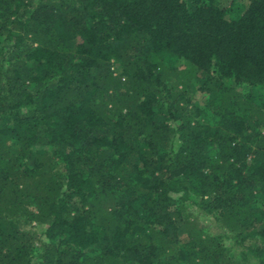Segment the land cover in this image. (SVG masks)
I'll use <instances>...</instances> for the list:
<instances>
[{
    "label": "trees",
    "instance_id": "1",
    "mask_svg": "<svg viewBox=\"0 0 264 264\" xmlns=\"http://www.w3.org/2000/svg\"><path fill=\"white\" fill-rule=\"evenodd\" d=\"M0 264H264V0H0Z\"/></svg>",
    "mask_w": 264,
    "mask_h": 264
},
{
    "label": "rangeland",
    "instance_id": "2",
    "mask_svg": "<svg viewBox=\"0 0 264 264\" xmlns=\"http://www.w3.org/2000/svg\"><path fill=\"white\" fill-rule=\"evenodd\" d=\"M243 90H244V92H246V93H249V92H252L249 88H247V87H244V88H242ZM205 221H207L206 220V218H205Z\"/></svg>",
    "mask_w": 264,
    "mask_h": 264
}]
</instances>
